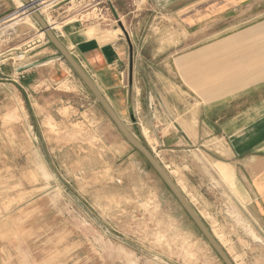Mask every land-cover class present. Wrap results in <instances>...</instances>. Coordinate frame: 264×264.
Returning a JSON list of instances; mask_svg holds the SVG:
<instances>
[{
  "label": "rangeland",
  "instance_id": "obj_1",
  "mask_svg": "<svg viewBox=\"0 0 264 264\" xmlns=\"http://www.w3.org/2000/svg\"><path fill=\"white\" fill-rule=\"evenodd\" d=\"M58 1L71 8L59 21L102 43L127 47L124 28L132 71L128 60L112 109L232 262L264 264V235L225 165L237 160L229 141L189 119L204 111L168 80L172 58L263 31L264 0ZM47 4L38 13L60 31ZM16 14L0 21V264H222L33 18ZM17 66L34 82L22 85Z\"/></svg>",
  "mask_w": 264,
  "mask_h": 264
},
{
  "label": "crops",
  "instance_id": "obj_2",
  "mask_svg": "<svg viewBox=\"0 0 264 264\" xmlns=\"http://www.w3.org/2000/svg\"><path fill=\"white\" fill-rule=\"evenodd\" d=\"M47 1L52 23L61 28H52L56 38L108 103H118L116 93L129 60L128 46L121 39L102 43L98 36L88 37L86 26L79 21H59L71 8H57L58 0ZM20 5L19 0H0V21L15 14ZM190 12L192 8L184 13ZM172 61L168 80L188 98L196 99L195 105L204 111V120L201 111L196 120V114H190L189 119L202 126L210 122L216 128L217 140L229 141L231 156L237 160L225 165L233 171L240 203L247 205L249 217L264 235V28L257 33H240L228 41L205 42ZM22 69L17 66L13 71L21 77L22 85L28 86L34 76ZM192 135L198 140L197 133Z\"/></svg>",
  "mask_w": 264,
  "mask_h": 264
},
{
  "label": "water",
  "instance_id": "obj_3",
  "mask_svg": "<svg viewBox=\"0 0 264 264\" xmlns=\"http://www.w3.org/2000/svg\"><path fill=\"white\" fill-rule=\"evenodd\" d=\"M23 5V12H27L33 20L40 27L44 35L46 36L48 42L51 46L57 51L59 56L64 59V61L68 64L70 69L74 72V74L79 78V80L84 84L92 97L97 101L102 110L105 112L110 121L117 128L119 133L123 136L125 141L137 152L139 153L148 165L152 168L155 174L159 177V179L163 182L167 190L171 193L180 207L183 209L185 214L188 216L190 221L199 231L201 236L216 254L218 259L222 264H234L232 260L228 257L224 249L221 247L219 242L214 238L206 224L194 210V208L190 205V203L186 200L183 193L177 187L173 179L166 172V170L162 167L159 161L153 156V154L142 144L139 140H137L130 131L124 126L121 120L118 118L108 101L104 98L101 92L98 90L96 85L87 75V73L82 69L80 64L71 56V54L66 50V48L61 44V42L56 38L52 29L47 25L41 15L38 13L37 6L41 1L31 2L29 0H19ZM19 12V10L17 11ZM16 12V13H17ZM121 30L125 36L126 42L129 47V74L132 71V48L130 45L129 37L124 28L120 25Z\"/></svg>",
  "mask_w": 264,
  "mask_h": 264
},
{
  "label": "bare ground",
  "instance_id": "obj_4",
  "mask_svg": "<svg viewBox=\"0 0 264 264\" xmlns=\"http://www.w3.org/2000/svg\"><path fill=\"white\" fill-rule=\"evenodd\" d=\"M21 3V2H20ZM21 7H20V9H19V12H17V14L15 15V16H13V17H11V21L12 22H17V21H21V20H23V19H25V18H28L29 19V14L25 11V12H23V5L21 4L20 5ZM40 34H41V36H44V33L43 32H40ZM212 232V231H211ZM214 234V233H213ZM217 239V238H216ZM219 242H220V240H219ZM221 243V242H220ZM222 248H223V246H222Z\"/></svg>",
  "mask_w": 264,
  "mask_h": 264
}]
</instances>
